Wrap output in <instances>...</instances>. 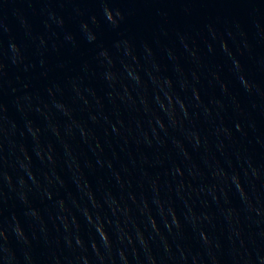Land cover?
Wrapping results in <instances>:
<instances>
[{"label": "water", "instance_id": "water-1", "mask_svg": "<svg viewBox=\"0 0 264 264\" xmlns=\"http://www.w3.org/2000/svg\"><path fill=\"white\" fill-rule=\"evenodd\" d=\"M0 264H264V0H0Z\"/></svg>", "mask_w": 264, "mask_h": 264}]
</instances>
